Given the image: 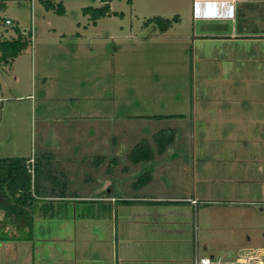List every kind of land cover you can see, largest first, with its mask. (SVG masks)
I'll return each instance as SVG.
<instances>
[{
	"label": "rangeland",
	"instance_id": "obj_1",
	"mask_svg": "<svg viewBox=\"0 0 264 264\" xmlns=\"http://www.w3.org/2000/svg\"><path fill=\"white\" fill-rule=\"evenodd\" d=\"M55 1L62 3L63 16L46 12L36 0L33 10L25 0H5L4 8L0 9V17L12 22L10 27L0 23V40L15 38L14 26L21 33L33 29V39L27 48L10 63H0V104L4 105L3 110L0 107V158H29L32 162L34 154L42 150L38 134L40 107L35 108L30 98H25L33 95L37 105L43 102L44 107H49L45 110L52 119L48 146L68 144L67 151L74 157L70 162L76 163L70 166L87 172L72 171L71 176L78 178L74 184L66 176V194L88 193L90 185L84 187L79 177L82 180L90 177L89 150L99 146V151L117 154L115 161L122 160V153L118 152L123 150V142L117 136L129 116L182 114L186 116L183 122L189 120V125L187 129L184 123L181 128L177 125L171 128L177 136L166 150L168 160L173 159L169 168L183 182L173 184L172 188L163 186L162 190L153 185L145 191L169 197L189 193V197L194 195L198 201L215 204L198 206L190 214L191 234L202 256L215 252L217 257L230 258L238 248H264V207L261 212L255 206L240 211L213 203L264 201V144L254 140L264 126L251 127L250 143L234 144L219 141V136L214 135L215 129L223 131L226 125L192 120V107L212 106L216 99L210 89L223 87L218 82L207 85L198 79V72L206 64L200 67L199 61H192L193 40L184 38L191 34L192 0H132L131 4L115 0L109 4L111 14L94 24L90 16L82 15V9L101 7L99 0ZM175 16L180 21L172 22L165 37L156 25L148 22L155 17L172 20ZM203 45L201 49L206 51L211 44ZM43 73L51 80L43 82ZM14 91L23 99L16 100ZM41 92L50 95L38 101ZM69 96L73 100L67 99ZM105 114L113 122L108 127H112L113 131H108L113 132L108 135L112 139L107 143L96 142L97 132L105 134V126L97 125L98 118L89 116ZM162 124L158 130H169V122ZM183 128L189 129V136L184 134L186 131L183 133ZM237 140L241 141V137ZM149 171L136 169L133 174L140 177L149 175ZM187 175L189 185L184 182ZM109 190L115 195L120 192Z\"/></svg>",
	"mask_w": 264,
	"mask_h": 264
},
{
	"label": "crops",
	"instance_id": "obj_2",
	"mask_svg": "<svg viewBox=\"0 0 264 264\" xmlns=\"http://www.w3.org/2000/svg\"><path fill=\"white\" fill-rule=\"evenodd\" d=\"M4 1L0 2V9L4 8ZM191 4V34L187 33L184 38L193 40L192 61H199L200 67L206 64L207 69L202 66L198 72V79L207 85L213 81L223 86L210 89V94L216 99L215 103L208 107L193 106L191 118L194 122L226 125L227 128L223 131L214 130V135L219 136L218 140L244 144L250 140L252 126H264V0H192ZM167 32L160 35L165 37ZM205 42L211 44L206 51L201 49ZM194 69L192 68V74H195ZM14 79L15 82L18 81L16 77ZM41 80L47 82L51 77L43 73ZM14 93L16 100L23 99V96L15 91ZM46 94L50 95L41 92L38 101H43ZM27 97L32 101V106L34 104L35 108L40 107L38 134L42 149L54 155V169L70 176V183H76L78 178L71 176L72 171L78 174L83 170L78 171L74 167L76 163L73 160V163L70 162L74 158L67 151L70 146H48V127L49 121H52L47 114L49 107H44L43 102L37 105L33 95L25 96ZM0 107L3 110V103ZM176 115L184 118L146 116L143 119L140 116H129L128 121L121 124V133L117 136L123 142V150L118 152L122 153L120 161H115L117 154L112 151L101 152L99 146L90 149V177L83 180L79 177V183L82 182L84 187L90 185V192L68 195L65 200L47 198L50 185L41 184V198L35 203L32 212V239L0 242V264H191L195 252L200 255L201 249L197 246L195 236L191 234L193 225L189 226L190 214L198 206L215 204L198 201L194 195L189 197V193L186 196L169 197L145 191L152 189L153 185L157 190H162L163 186L172 188L173 184L183 182L175 175L176 171L169 168L173 162V159L168 160L169 150L162 154L152 151L153 160L148 163L135 165L126 158L135 144L151 141L163 122H169L170 129L174 125L181 128L186 116H169ZM89 118H98L97 125L105 126V134L97 132L96 142L107 143L112 139L109 138L113 132L108 134V131L113 130L108 127L113 122L106 114ZM184 125L187 129L189 120ZM180 128L175 129L176 132ZM182 131H186L184 134L189 136V129L183 128ZM260 133L254 140L262 145L264 130ZM238 137H241V141L237 140ZM234 154L236 155L235 152ZM136 169L150 170V179L143 186L137 185L139 176L133 174ZM184 182L189 185L188 175ZM112 188L120 191L119 194H112L109 190ZM105 190L107 192L103 193ZM189 200L195 201V204H191ZM213 203L240 211L255 206L261 212V207H264V201ZM246 238L249 239L248 235ZM242 249L251 248H238L235 255ZM205 257L217 256L215 252H211Z\"/></svg>",
	"mask_w": 264,
	"mask_h": 264
},
{
	"label": "trees",
	"instance_id": "obj_3",
	"mask_svg": "<svg viewBox=\"0 0 264 264\" xmlns=\"http://www.w3.org/2000/svg\"><path fill=\"white\" fill-rule=\"evenodd\" d=\"M46 12L63 16L65 11L61 2L55 0H36ZM102 4L99 8H83L82 15L90 16L94 24L97 20L111 14L109 4L115 0H99ZM128 4L132 0H127ZM175 16L172 20L155 17L148 22L156 25L160 33L166 32L172 22H177ZM16 37L11 40H0V63H10L17 58L31 43L30 31L21 33L17 26L13 27ZM163 118H184L181 115L167 116ZM174 130L160 129L154 133L149 142L140 141L135 144L127 159L132 164L148 163L153 160L152 151L162 154L173 143ZM54 155L42 149L34 154V159L29 158H0V242L20 239L30 241L33 231V207L41 198V184L50 185L47 198L65 200L66 176L58 174L54 167ZM150 179L144 174L137 179V185L143 186Z\"/></svg>",
	"mask_w": 264,
	"mask_h": 264
},
{
	"label": "built area",
	"instance_id": "obj_4",
	"mask_svg": "<svg viewBox=\"0 0 264 264\" xmlns=\"http://www.w3.org/2000/svg\"><path fill=\"white\" fill-rule=\"evenodd\" d=\"M3 0H0L2 2ZM24 1V0H17ZM32 3L34 0H25ZM0 23H3L6 27L12 25L11 20L0 17ZM31 40L33 30H30ZM191 204H195V201L189 200ZM191 264H264V248L261 249H242L234 257L222 258V257H205L200 256L195 252Z\"/></svg>",
	"mask_w": 264,
	"mask_h": 264
}]
</instances>
